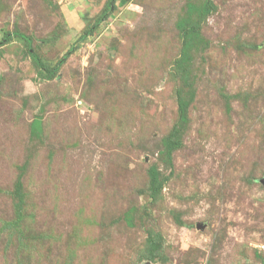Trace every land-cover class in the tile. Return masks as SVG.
Masks as SVG:
<instances>
[{
    "label": "rangeland",
    "instance_id": "obj_1",
    "mask_svg": "<svg viewBox=\"0 0 264 264\" xmlns=\"http://www.w3.org/2000/svg\"><path fill=\"white\" fill-rule=\"evenodd\" d=\"M189 1L116 0L80 38L106 0H0V38L48 65L74 46L49 79L0 46V264H264V0H212L169 167Z\"/></svg>",
    "mask_w": 264,
    "mask_h": 264
},
{
    "label": "trees",
    "instance_id": "obj_2",
    "mask_svg": "<svg viewBox=\"0 0 264 264\" xmlns=\"http://www.w3.org/2000/svg\"><path fill=\"white\" fill-rule=\"evenodd\" d=\"M116 0H106L102 10L97 17L81 33L80 38H86L92 34L99 24L107 19L116 8ZM215 5L212 0H201L200 2L189 1L186 3L184 16H181L176 25L182 33V46L178 58L174 62V70L180 81L181 89L177 92V111L178 119L176 125L162 139V149L159 152L160 160L172 167V153L181 145V133L188 121V107L194 97L193 76L190 71L192 65V52L208 44V40L200 32V24L213 10ZM19 39L25 43L26 53L42 78H52L58 75L60 67L63 65L68 55L74 50V46L68 49L51 65L46 64L31 47V38L29 35L20 31H4L0 38V46L7 44L12 39ZM40 120L37 118L32 122V129ZM149 184L148 195L151 198L159 197L160 190L164 182L168 179L167 175H161L158 167L151 164L147 169ZM19 188V183L17 182ZM148 255L152 257L153 251L158 247L157 242L148 230L147 235ZM257 250V249H256ZM259 253H263L258 251ZM264 254V253H263Z\"/></svg>",
    "mask_w": 264,
    "mask_h": 264
},
{
    "label": "built area",
    "instance_id": "obj_3",
    "mask_svg": "<svg viewBox=\"0 0 264 264\" xmlns=\"http://www.w3.org/2000/svg\"><path fill=\"white\" fill-rule=\"evenodd\" d=\"M260 247H256L258 251L264 252V243H261Z\"/></svg>",
    "mask_w": 264,
    "mask_h": 264
}]
</instances>
